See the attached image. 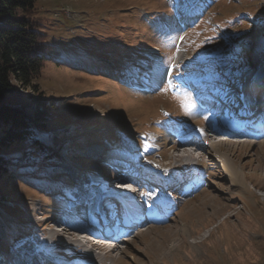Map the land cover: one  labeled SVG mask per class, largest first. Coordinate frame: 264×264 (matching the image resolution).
<instances>
[{
  "label": "rangeland",
  "instance_id": "374dc122",
  "mask_svg": "<svg viewBox=\"0 0 264 264\" xmlns=\"http://www.w3.org/2000/svg\"><path fill=\"white\" fill-rule=\"evenodd\" d=\"M175 2L36 0L34 19L39 27V38L50 44L46 50H52L51 63L44 65V73H39L31 86H23L16 80L14 84L22 101L30 104L34 100H49L53 108L45 126L49 132H56L54 138L58 136L55 141L58 149L53 148L44 161L40 160L41 153L32 152L28 155L36 157L34 166H28L27 158L23 157L14 172L6 175L7 171H4L6 174L0 178V195H5L9 201L2 206L0 201L1 255L9 254L11 249L17 250L10 253L48 254L49 251L39 248L44 243V247L54 248L51 254L61 251L65 255L64 262L69 260L67 252L77 243L73 233L68 228H60L58 217L53 215L55 194L63 193L70 184L72 188L80 187L81 183L77 186L75 183L87 173L97 180L84 177L83 183L98 181L103 176V180H111L109 186L118 188L121 172L112 171L101 162L109 159L110 166L117 167L124 159L130 161L129 157L140 163L152 157L160 159L158 166L165 171L168 184L174 187L173 190L165 189L172 190L173 199L168 195L171 199L168 203L175 215L163 225L157 224L160 217L140 224L141 230L138 229L122 247L116 246L100 255L99 252L91 254L90 258L93 255L99 260L104 257L100 262L105 260L106 264H264V94L257 115L262 129L257 136L252 139L227 136L230 140L217 141L218 133L223 137L225 134L222 126H216L214 137L206 138V142H214L216 149L232 159L233 167L241 168V182L231 185L220 168L223 164L211 149L192 152L199 155L196 163L181 159L184 154L178 157L179 149L177 152L176 144L169 139L171 124H181H174L172 117L184 122V126L188 125L187 121L203 124V120L194 118L209 114L214 108L208 109L206 102L192 108L181 107L182 101H189V97L184 98L187 91L193 99L198 95V90L187 85L182 86L185 90L182 95L162 90L165 78L169 77L164 68L170 61L177 65L173 68L174 73L207 77L208 84L202 88L204 92L216 86L210 81L219 75L221 66L229 81L239 74L241 66L247 65L242 78L238 79L242 86L256 79L257 71H261L262 76L264 64L260 67L256 62L258 67L252 69L245 58L246 53L244 58L230 59L237 55L238 48L229 54L221 48L218 57L215 54L223 44L234 42L235 47L248 41V51L253 47V52L259 49L264 55L261 51L264 49V0H180L179 9ZM179 11L182 18L190 17V13L196 16L191 18L192 27L187 29L181 43L182 28L175 20V13ZM201 14L204 17L199 18ZM203 28L210 34L204 35ZM208 41L212 42L205 45ZM176 45L177 49L174 48ZM185 53L186 57L180 59ZM153 68L162 71V75L145 91L146 94L132 89L137 82L147 83L144 79L152 76ZM127 84L132 87H126ZM22 109L27 113L26 104ZM160 110L165 114L169 112L170 116L165 123L161 120L155 124L161 116ZM210 123L212 125L214 120ZM66 129L69 130L60 133ZM257 129L260 127H255ZM119 138L125 139L126 143L117 153L114 148L118 146ZM82 141H87L85 150ZM93 150L101 151L102 155L91 154ZM39 162L43 163L37 169ZM152 162L155 163V159ZM186 162L189 164L183 167ZM196 165L199 172L194 175ZM49 170L56 172V176L49 179L54 174ZM188 170L191 173H187ZM29 171L37 172V177L23 174ZM159 173L156 172L154 182L158 184L162 180L160 185H164L166 179L163 174V179L159 178ZM104 174L112 176L106 178ZM186 177L193 182V190L190 188V191L189 182L185 189L175 188L177 182L181 183ZM76 195L72 193V196ZM161 202L164 203V199ZM168 203L161 206L166 208ZM7 205H12V209L5 208ZM141 206L142 211L144 208L145 212L147 209L152 211L147 204ZM164 216L168 221L170 214ZM16 217L24 219L21 225L26 229L19 233L23 242L13 246L5 233L14 226L11 218ZM78 247L83 252L82 262H85L86 248L84 245ZM170 248L175 250L170 252Z\"/></svg>",
  "mask_w": 264,
  "mask_h": 264
},
{
  "label": "trees",
  "instance_id": "16d2710c",
  "mask_svg": "<svg viewBox=\"0 0 264 264\" xmlns=\"http://www.w3.org/2000/svg\"><path fill=\"white\" fill-rule=\"evenodd\" d=\"M35 2L36 0H0V178L4 176L3 174H6L4 171H7L6 175H10L13 170L15 171L17 167L20 166V159L23 157L27 158L28 166H34L36 157L28 154L32 152L41 153L40 160L44 161L43 159L51 153L53 148H56V151L58 149L55 145L58 136L54 138L56 132H49L45 126L53 108L49 100H34L30 104L26 101H22L20 100L22 96L16 92L14 84V80H16L23 86H31L32 80L38 76L39 73H44V65L49 63L50 57H52V54L50 55L52 50H46V47L50 46V44L39 38V27L34 19L36 11ZM203 32L204 35L210 34L209 30L206 28H203ZM207 43L208 42L205 44ZM232 45H234V42H230L228 45L223 44L220 46V49L224 48L225 53L229 54L234 48H238L240 51V59L244 58L245 56L243 55L246 53L245 58L250 63L249 66L254 67L253 54H250L254 49H252V47L250 48L252 51H248V41H244L241 45L237 44L235 47H232ZM259 51V49L255 51L257 53L253 57H256V59L260 61L264 60V55H261ZM261 51L264 53V49H261ZM245 67H247V65L241 66L239 72ZM160 73V70L153 71L152 76L147 79L155 82L153 77L158 76ZM126 75L127 74L124 73V76ZM184 92L185 91L179 95H182ZM187 97H189V101L185 100V103L189 105L188 107H194L195 103L192 101L188 91ZM25 104L27 113L22 109ZM184 108L187 109L186 107ZM69 129L62 130L60 133H65ZM86 143L87 141H82L84 150L86 148ZM123 143H125V139L119 138L117 140L118 146L115 145V148L120 149ZM84 150L80 151L79 155L82 154ZM61 159H64V156ZM42 163L43 162H39L37 169L41 168L40 165ZM49 172L54 171L49 170ZM23 174L29 175L30 177L38 175L37 172L33 171L24 172ZM55 176L56 172H54L53 175L51 174L48 178L51 179ZM70 186L71 185L65 190L66 195H70ZM63 195H61V193L55 194L56 198L58 196L63 197ZM53 198L55 200L53 215L58 216V214L65 209L66 203L57 200L55 197ZM0 201L2 202L1 206L9 202L5 195H0ZM5 208L11 210L12 205H7ZM1 209L2 208H0V212ZM11 219L14 220L12 223L14 226H12L8 232L6 231L5 234L9 239V244L16 246L20 244V242H23L22 239L24 238H22L23 236H20L19 233L25 230L26 227L21 225L24 219L19 217ZM15 222H18V224ZM44 246L45 244L43 243L42 247ZM44 249L49 251V253L54 250V248H47V246L44 247ZM58 253L59 254L53 255L58 258V260L64 261L65 255L63 256L61 251ZM67 253L70 258L66 260V263L64 262L65 264H79L80 261L77 256V251L73 250Z\"/></svg>",
  "mask_w": 264,
  "mask_h": 264
},
{
  "label": "bare ground",
  "instance_id": "6f19581e",
  "mask_svg": "<svg viewBox=\"0 0 264 264\" xmlns=\"http://www.w3.org/2000/svg\"><path fill=\"white\" fill-rule=\"evenodd\" d=\"M201 98V97H200ZM248 106H250V107H247L248 109H253L254 108V104L252 103V104H247ZM257 126H259L260 127V125H256L255 127H257ZM257 130H261V127H260V129H257ZM220 136H219V139H217V141H219L220 139H222L223 141H227V140H230L229 139V137H227V136H230V137H232L231 135H227V136H222V134H219ZM190 139H189V138ZM232 138H234V139H236V138H238V137H232ZM239 139H242V138H239ZM245 139H247L246 137H245ZM221 140V141H222ZM193 143H194V140L192 139V135H190V134H188L187 135V139H186V141L184 142V144H176L175 142H174V144H176V146H177V152H178V149H179V154H178V157H180V156H182L183 154H184V156L181 158V159H190V160H192V161H196L197 162V157H195V154H192V152H194V151H198V152H200V153H202L201 151H203V150H205L204 152H207V149H211V152H212V154H216V156L218 157V160L220 161V164H223V166L222 167H220L221 169H222V171L225 173L224 175H225V177L228 179V180H230L231 181V185H236V184H234V183H237V181H239L240 180V182H241V168L239 169L238 167H236V166H232V159H230V157L228 156V155H225V154H223L220 150H218V149H216V147H215V145L216 144H214V142H210V141H208V142H206V143H204V145H203V147L202 148H200L199 150H198V148H195V147H193ZM214 144V145H212V144ZM96 153H99V151H97V150H93V152L91 153V154H96ZM190 153H191V155H190ZM90 155V154H89ZM93 156V155H92ZM125 160H127V161H129L128 159H125ZM219 165V164H218ZM179 171V170H178ZM157 172V171H156ZM244 173V172H243ZM129 174H130V171H125V172H121V175H120V177H122L121 178V181L120 182H118V183H122L123 185H129L130 187V189L133 191V193H135L136 195H140V189H134V188H132V186L134 185H132L131 184V182L132 181H127L128 180V176H129ZM160 174V176H159V178H161V179H163V176H162V174H164V172H161V173H159ZM195 175V174H194ZM156 176H157V174H156ZM111 181V180H110ZM159 183L158 184H161V182L163 183V181L162 180H159L158 181ZM111 183V182H110ZM109 183V184H110ZM157 184V183H156ZM240 185V184H239ZM90 187L89 188H91V195H93V194H95L97 191H98V188H92L93 187V185L92 184H90L89 185ZM109 186V185H108ZM99 188L100 187H102V186H98ZM114 186H109V188H113ZM242 188V187H241ZM131 193H129V191H127V192H123V193H121V196L123 197H128L129 195H130ZM143 196V195H142ZM168 199H164V203H162L161 202V205H167V203H168ZM138 207V206H137ZM158 212V211H157ZM145 223V222H144ZM142 224V223H141ZM139 228H142V227H139ZM141 229H139V231H140ZM67 233H69V232H67ZM72 236H75V238H74V241L77 243V245H85V244H81V242L80 241H82L81 239H79V238H77V236L73 233L72 234ZM73 238L71 237V240H72ZM113 242V241H112ZM116 248V246H113V248L111 249V250H114ZM83 249V248H82ZM175 249H173V248H170V252H173ZM168 251V252H169ZM91 255V254H90ZM90 255H89V257H90ZM99 255H100V253H99ZM104 257H101L100 258V260H102ZM91 261H95V260H97V256L96 255H93V256H91V258H89Z\"/></svg>",
  "mask_w": 264,
  "mask_h": 264
},
{
  "label": "snow or ice",
  "instance_id": "6c2138e0",
  "mask_svg": "<svg viewBox=\"0 0 264 264\" xmlns=\"http://www.w3.org/2000/svg\"><path fill=\"white\" fill-rule=\"evenodd\" d=\"M175 6H176V8L177 9H179V7H180V0H176V2H175ZM180 39H183V37H181ZM152 71H159V69L158 68H153V69H151ZM166 71L169 73V74H171V72H172V68L171 67H169V68H167L166 69ZM174 87V85H172L171 83H168L167 84V86H166V88H164V89H162L163 91H167V90H169V89H171V88H173ZM188 97H187V94H185V99H187ZM189 105L188 104H186V103H184L183 101H182V103H181V107H188ZM201 132L203 131L202 129L200 130ZM125 187H130L129 185H126Z\"/></svg>",
  "mask_w": 264,
  "mask_h": 264
}]
</instances>
